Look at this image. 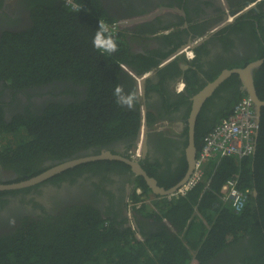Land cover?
<instances>
[{"label": "flooded vegetation", "instance_id": "obj_1", "mask_svg": "<svg viewBox=\"0 0 264 264\" xmlns=\"http://www.w3.org/2000/svg\"><path fill=\"white\" fill-rule=\"evenodd\" d=\"M83 1L97 13L106 15L107 23L115 25L114 37L120 40L116 38L119 44L118 53H113L116 61L103 62L114 83L111 91H102V101L106 103L108 97L114 108L134 113L139 117V128L129 135L119 129L72 156L60 155V159L41 151L32 156L14 154L8 151L9 147L0 145V239L15 233L26 221H54L84 205L115 228H131L138 239L144 240L141 233L150 237L166 224L157 222L151 209L150 213L142 211L143 207L152 208L156 201L166 198L160 190L179 186L190 172L185 150L193 97L224 70L242 69L262 61L252 77L256 96L264 102V0ZM62 3L63 0H0V45L4 35L25 32L35 26V7H60ZM139 76L146 79L142 81ZM56 78L18 88L0 76L1 137L15 134L7 131L21 125L41 129V135L48 134L50 130L44 129L40 117L45 118L51 108L89 100L86 83ZM117 85H123L125 93L138 97L132 110L116 102ZM221 85L223 88L216 95ZM221 85L206 100L197 117L196 159L202 145L196 140L197 131L215 124L236 100V94L250 97L238 75L230 76ZM257 117L254 154L264 122V105ZM107 153L119 159L105 156ZM81 159L87 160L35 185L11 187L67 161ZM128 160L136 161L155 184L151 187L143 176L136 174ZM253 177L251 190L258 196ZM249 238L247 235L231 244L205 264H242L245 249L250 248Z\"/></svg>", "mask_w": 264, "mask_h": 264}, {"label": "trees", "instance_id": "obj_2", "mask_svg": "<svg viewBox=\"0 0 264 264\" xmlns=\"http://www.w3.org/2000/svg\"><path fill=\"white\" fill-rule=\"evenodd\" d=\"M76 2L80 5L77 13L64 2L60 7H35L34 27L2 39V79L11 80L18 88L52 82L56 77L75 80L87 84L89 96L81 104L51 108L45 118L38 119L43 120L45 130H50L48 134L41 135V129L28 125L7 131L17 135L21 127L32 139L8 150L11 153L32 156L41 151L59 159L66 153V158L111 137L119 129L129 135L139 128L140 120L134 113L114 108L108 97L106 103L102 101V91H111L114 83L103 62L116 60L113 53L102 54L95 49L92 40L99 19L108 18L83 0ZM104 56L111 59L103 60ZM222 88L223 85L216 95ZM242 96L236 94V100L215 124L197 131L201 148L205 137L230 115ZM251 176L258 187L257 197L251 190ZM232 178L238 179L241 190H251L247 207L241 213H235L220 199L221 187ZM139 185L148 191L145 185ZM179 197L162 198L152 208L143 207L142 211L155 213V220L166 224L150 237L140 232L144 240L138 239L131 228L118 229L113 223L100 220L99 213L86 205L73 208L54 221H26L15 233L0 239V264H205L247 235L250 248L245 249L242 264H264V122L255 154L240 162L224 158L209 163L204 182Z\"/></svg>", "mask_w": 264, "mask_h": 264}, {"label": "built area", "instance_id": "obj_3", "mask_svg": "<svg viewBox=\"0 0 264 264\" xmlns=\"http://www.w3.org/2000/svg\"><path fill=\"white\" fill-rule=\"evenodd\" d=\"M63 2L69 10L74 12L79 10V5L75 0H63ZM110 26L113 28V35L116 36L115 25ZM258 128L255 103L251 97H245L233 107L230 115L223 119L205 137L203 146L197 154L192 174L167 199L171 200L175 197L186 196L197 185L204 182L205 167L209 163L224 158H235L240 162L253 155ZM136 155L137 158L139 151ZM238 182L237 178L229 179L223 184L220 190V199L224 204L230 206L235 213H241L246 209L249 194L251 193L248 189L241 190ZM137 194H140L139 190H137Z\"/></svg>", "mask_w": 264, "mask_h": 264}, {"label": "water", "instance_id": "obj_4", "mask_svg": "<svg viewBox=\"0 0 264 264\" xmlns=\"http://www.w3.org/2000/svg\"><path fill=\"white\" fill-rule=\"evenodd\" d=\"M261 63H262V61H256V62H253V63L249 64L247 67L242 68V69L224 70L215 80L210 82L206 87H204L199 93H197L193 97V99H192V110H191L190 118L188 121V124H189L188 145H187V148L185 150L190 172L187 174V176L185 177V179L182 181V183L179 186L171 188L168 191L164 190L162 192V190H160L162 194H165L166 196L173 194L174 192L177 191V189L183 183H185L187 181V179L192 174L193 168L195 167L196 153H197V148H196V144H195V125H196L197 117L200 113V110H201L203 104L206 102V100L213 94V92L226 79H228L232 75H238L242 78V80H243V82H244V84L248 90L250 97L253 99L255 105L257 106L256 114H257V116L260 117L261 106L264 105V102L260 101L256 96L252 73H253V70L257 66H259ZM142 77L143 76H139V78H141L142 81H144L146 78H142ZM256 137H257V135H256ZM105 156H108L110 158L119 159V157H113L109 153L105 154ZM84 160H87V159H84ZM84 160L81 159V160L67 161V162H65V163H63V164H61V165H59L53 169L46 171L45 173H43L39 176L32 177L29 180H26V181L21 182L19 184L13 185L11 187H29V186L35 185L37 183H40V182L46 180L47 178L53 176L56 173L63 171L64 169H67L71 166H74V165L78 164L79 162H83ZM126 162H128L132 166L133 171H135L136 174L143 176L145 178V180L151 185V187L155 184L154 180H151L147 176V174L140 168V165L136 161L128 160Z\"/></svg>", "mask_w": 264, "mask_h": 264}, {"label": "clouds", "instance_id": "obj_5", "mask_svg": "<svg viewBox=\"0 0 264 264\" xmlns=\"http://www.w3.org/2000/svg\"><path fill=\"white\" fill-rule=\"evenodd\" d=\"M92 43L95 49L107 54L116 53L119 50L116 38L113 35V28L104 20L99 19L98 28L95 31ZM114 96L119 105L129 110L135 107V103L138 99L134 93H125L123 85L116 86ZM166 198L168 197L166 196Z\"/></svg>", "mask_w": 264, "mask_h": 264}, {"label": "rangeland", "instance_id": "obj_6", "mask_svg": "<svg viewBox=\"0 0 264 264\" xmlns=\"http://www.w3.org/2000/svg\"><path fill=\"white\" fill-rule=\"evenodd\" d=\"M21 127H19V130L17 135L12 134L9 137H1L0 136V145L4 147H8L9 145V150H15L21 146L22 141H31V136L27 133V131H22ZM11 140V141H10ZM11 146V147H10Z\"/></svg>", "mask_w": 264, "mask_h": 264}, {"label": "bare ground", "instance_id": "obj_7", "mask_svg": "<svg viewBox=\"0 0 264 264\" xmlns=\"http://www.w3.org/2000/svg\"><path fill=\"white\" fill-rule=\"evenodd\" d=\"M58 3V2H57ZM79 3V2H78ZM77 3V4H78ZM80 6V5H79ZM107 9H109V8H107ZM108 11H110V10H108ZM116 11V10H115ZM77 13V12H76ZM99 13V12H98ZM108 14V13H107ZM98 15V14H97ZM100 15V14H99ZM102 16V15H101ZM106 16V15H105ZM104 16V17H105ZM116 16V15H115ZM99 17V16H98ZM117 17H119V15L117 16ZM116 17V18H117ZM125 17V16H124ZM235 17V16H234ZM120 18V17H119ZM106 19V18H105ZM111 20H112V18H111ZM107 21H108V19H107ZM114 21V20H113ZM130 21V20H129ZM99 23V22H98ZM112 23V22H111ZM113 24V23H112ZM114 25V24H113ZM121 25V24H120ZM219 25V24H218ZM164 28H166V27H164ZM214 28V27H213ZM131 29V28H130ZM134 29V28H133ZM139 29V28H138ZM167 29V28H166ZM116 30V29H115ZM120 30V29H119ZM218 30V29H217ZM25 31H27V30H25ZM124 31V30H123ZM137 31V30H136ZM134 32V31H133ZM205 32V31H204ZM203 32V33H204ZM119 34V33H118ZM131 35V34H130ZM195 35V34H194ZM120 37H121V35H119ZM124 36V35H123ZM117 38V37H116ZM125 38V37H124ZM132 38V37H131ZM118 39V38H117ZM116 39V40H117ZM196 39V38H195ZM118 41H120L119 39H118ZM118 43V42H117ZM129 43H131V42H129ZM119 45V44H118ZM125 45V44H124ZM132 45V44H131ZM130 46V45H129ZM122 47V46H121ZM120 47V48H121ZM123 47H125V46H123ZM195 47V46H194ZM91 50V49H90ZM92 51V50H91ZM90 51V52H91ZM194 52V51H193ZM118 53V52H117ZM131 53V52H130ZM181 53V52H180ZM91 55H93V54H91ZM125 55V54H124ZM111 56V55H110ZM108 57V56H107ZM161 57V56H160ZM111 59V58H110ZM114 62V61H113ZM172 63V62H171ZM176 63V62H175ZM92 64V63H91ZM173 64V63H172ZM117 65V64H116ZM91 67V66H90ZM129 69V68H128ZM179 69H181V68H179ZM186 69V68H185ZM187 70V69H186ZM130 71V70H129ZM182 71V70H181ZM178 72V71H177ZM192 72V71H191ZM186 74V73H185ZM176 75V74H175ZM179 75V74H178ZM177 76H175V78H176ZM179 77V76H178ZM177 82V81H176ZM186 83V82H185ZM173 84H175V83H173ZM181 84V83H180ZM182 85V84H181ZM88 90V89H87ZM62 93V92H61ZM105 94V93H104ZM246 97H248V96H246ZM243 99V98H242ZM235 106V105H234ZM119 109V108H118ZM46 116V115H45ZM41 118V117H40ZM39 118V119H40ZM43 119V118H42ZM225 119V118H224ZM115 122V121H114ZM120 122V121H119ZM143 126V125H142ZM111 127V126H110ZM43 134V133H42ZM48 136H50V135H48ZM59 136V135H58ZM43 137V136H42ZM46 138H47V136H46ZM54 139V138H53ZM52 139V140H53ZM50 140V139H49ZM51 140V141H52ZM11 141V140H10ZM54 141V140H53ZM8 147H9V145H8ZM11 147V146H10ZM1 149V148H0ZM200 150V149H199ZM140 152V151H139ZM98 156V155H97ZM223 160V159H222ZM210 167V166H209ZM208 168V167H207ZM218 168V167H217ZM212 170V169H211ZM241 171V170H240ZM237 172H238V170H237ZM183 180V179H182ZM226 182V181H225ZM180 184V183H179ZM220 188V187H219ZM220 190V189H219ZM245 190V189H244ZM251 191V190H250ZM250 195V194H249ZM257 196V195H256ZM219 197V196H218ZM162 198V197H161ZM180 198V197H179ZM157 200V199H156ZM163 200V199H162ZM158 202V201H157ZM175 202V201H174ZM190 202V201H189ZM250 202H251V200H250ZM162 203V202H161ZM160 205V204H159ZM177 206V205H176ZM166 210V209H165ZM152 211V210H151ZM164 211V210H163ZM180 213V212H179ZM153 214V213H152ZM163 216H164V214H162ZM182 214H180V216H181ZM133 221V220H132ZM220 222V221H219ZM134 224V223H133ZM203 227V226H202ZM206 228V227H205ZM208 230H210V229H208ZM10 247V246H9Z\"/></svg>", "mask_w": 264, "mask_h": 264}, {"label": "crops", "instance_id": "obj_8", "mask_svg": "<svg viewBox=\"0 0 264 264\" xmlns=\"http://www.w3.org/2000/svg\"><path fill=\"white\" fill-rule=\"evenodd\" d=\"M192 256H195L196 254L194 252H191Z\"/></svg>", "mask_w": 264, "mask_h": 264}]
</instances>
